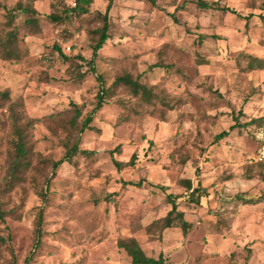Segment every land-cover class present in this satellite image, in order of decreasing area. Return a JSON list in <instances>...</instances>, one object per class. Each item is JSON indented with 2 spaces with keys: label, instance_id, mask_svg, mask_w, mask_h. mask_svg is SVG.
Listing matches in <instances>:
<instances>
[{
  "label": "rangeland",
  "instance_id": "374dc122",
  "mask_svg": "<svg viewBox=\"0 0 264 264\" xmlns=\"http://www.w3.org/2000/svg\"><path fill=\"white\" fill-rule=\"evenodd\" d=\"M109 1L93 0L88 14L59 26L48 18L51 7L65 3L73 7V0H0V38L16 29L23 56L15 64L0 51V90L23 102L29 118L59 116L70 111L71 102L82 104L84 115L93 108L99 86L96 76L69 79L68 64L54 46L66 57L80 53L90 60L87 33L99 24L94 13H104ZM198 1L156 0L153 7L143 0H113L110 39L95 61L106 88L120 75L137 79L143 74L149 84L166 80L171 95L186 90L189 96L182 110L195 119L178 124L174 115L161 123L151 106L128 96L125 88L110 89L93 122L95 130L82 136L80 148L93 154L64 163L52 180L39 248L35 230L43 202L36 193L52 176V163L66 152L62 127L72 115L36 124L30 130L34 150L40 154L34 158L35 170L24 184L0 196L4 214L0 264H132L119 247L127 238L136 239L150 257L157 259L163 253L167 264H264L263 221L247 225L244 236L236 230L234 239L225 232L232 227L236 201L264 205V165L256 163L254 139L264 120V0H202L228 7L236 15L201 10ZM19 2L31 12H16ZM11 13L15 20L9 29ZM30 18H35L40 36L27 35L25 21ZM67 32L72 33L70 41ZM165 44L174 47L166 61L170 71L151 66ZM12 140L6 110L0 109V186ZM133 155L134 166H127ZM187 159L188 166H183ZM115 161L124 166L117 169ZM206 168L218 186L210 189L209 200H203L209 211L192 214L200 220L196 229L188 236L178 223L167 230H147L154 220L166 216L168 195L180 207L192 209L181 177L199 181ZM205 191L209 190L201 194ZM217 203H223L224 211L216 215ZM216 229L224 233L214 234Z\"/></svg>",
  "mask_w": 264,
  "mask_h": 264
},
{
  "label": "trees",
  "instance_id": "16d2710c",
  "mask_svg": "<svg viewBox=\"0 0 264 264\" xmlns=\"http://www.w3.org/2000/svg\"><path fill=\"white\" fill-rule=\"evenodd\" d=\"M152 4L153 7L156 6V0H143ZM93 0H73L74 6L63 4L61 7H51L52 12L48 16L54 25H71L79 17L89 13V7ZM197 7L201 10H216L222 13L237 14L236 11L229 9L228 7H222L218 3H210L207 1L199 0L197 2ZM113 8V0H110L104 13L96 12L94 13L95 21L99 24L97 27L92 29L87 33L88 39L90 41V49L92 51V57L90 60H86L80 53L72 56H64L62 54L61 48L57 45L54 49L57 51L59 56L68 64L66 71L69 79L72 80H83L87 74H93L96 76V80L99 84L98 91L95 95V101L93 108L84 115V108L82 104H77L71 102L69 104L70 111L63 112L59 116L54 114L45 116L42 118H29L25 114V105L23 102L14 100L9 91L0 90V109H5L7 114V119L11 124L13 140L11 142V149L8 153V169L5 177L4 184L0 186V196L1 193L10 192L14 188L26 182V176L33 172L35 168L33 167L34 158L40 156L39 153L35 152L34 144L31 142L30 130L38 123L46 122L50 123L52 120L61 117L67 113L71 114V118L63 125V132L66 136V141L64 143L66 152L64 156L57 162L52 163L53 173L51 177H47L45 180L44 189L37 191L38 198L43 202V205L39 208L37 223H36V248L41 245V240L43 237L42 225L44 222V210L48 203V193L52 183L53 178L56 176L57 170L64 164H73L74 159L82 156H89L93 154L92 151L82 150L80 148L82 142V136L87 131H94L93 122L97 117V114L102 110L106 103V98L109 94L110 89L116 87H123L127 90V95L135 99L137 102L151 106L154 110L155 116L161 123H166L174 115L177 116L176 122L178 124L190 123L196 116L193 113L184 112L182 109L187 104V99L189 94H186V90L177 95H171L167 92L165 88V82L157 84H149L146 79L144 80V75L141 74L137 79H133L131 74H124L116 77L110 88H106L105 81L102 76L96 73L95 61L98 58L99 52L103 49L106 42L110 39V12ZM16 12H21L23 14H28L31 10L19 2L15 9ZM14 14L11 13L9 21L7 23L8 28L12 27L14 22ZM174 22L178 21L174 18ZM25 26L28 30L27 35L32 37L40 36L41 30L39 29L35 18H30L25 21ZM206 36H200V40L206 39ZM216 39V37H212ZM72 39V33L67 32V41ZM173 45L165 44L157 52V63L151 65L152 68L171 70L172 67L166 64L172 50ZM0 51L6 61L14 62L15 64H20L23 60L21 51L18 47V32L16 29L8 30L3 37L0 38ZM85 66V70L83 69ZM181 74V73H180ZM208 92H213L216 95H220L219 92L209 89ZM159 114V115H157ZM242 115V112L240 111ZM210 116V115H208ZM57 121H61L58 118ZM264 125V120L254 131V139L257 130H259ZM49 130L53 136H56V132L52 127ZM227 134L226 132L221 133L216 137V139ZM256 140V139H255ZM136 155H133L131 161L126 163L127 166H134L136 162ZM189 160L185 161L183 166L187 165ZM257 164H260L256 162ZM115 167L121 169L124 166L123 163L115 161ZM264 165V164H263ZM181 185L187 191L190 192V202L199 204L201 191L204 189L201 187L200 183L197 187H194L191 179H181ZM172 195H168L169 210L166 216L154 220L148 227L147 230L153 228L162 227L163 230L170 229L178 223V227L182 229L183 235L188 236L190 230L192 229V224L188 223L184 218V213L178 209V204L172 199ZM0 219H4V214L1 211L0 202ZM119 247L126 252V254L131 259L132 264H167L164 254L161 253L157 259L148 257L144 250L139 245L138 241L134 238L123 239L119 242ZM34 254V253H33ZM27 264V263H26Z\"/></svg>",
  "mask_w": 264,
  "mask_h": 264
},
{
  "label": "crops",
  "instance_id": "0c3cea01",
  "mask_svg": "<svg viewBox=\"0 0 264 264\" xmlns=\"http://www.w3.org/2000/svg\"><path fill=\"white\" fill-rule=\"evenodd\" d=\"M256 150H257V148H256ZM188 164H187V166H188ZM208 171L209 170L206 168L204 173L199 177L200 178L199 181H195V179L192 178V177H186V175H184V174L181 177V179H191L192 182H193L194 187H197L198 184L200 183L201 187L204 188L202 190L203 192L206 189L209 190V191H207V192L205 191V193L201 194L199 204H195V203L190 204L192 209L190 207H186L185 204H184V206L180 207L179 203L177 202L178 209L181 212L184 213L185 220L188 223H191L192 225H194V226H192V231H194L196 229V227H197L196 225L200 224V220L197 219L195 221L193 219V215L192 214L194 213L197 216L198 215L201 216L203 213H206V212L209 211L208 208H207V210L204 209L203 200H209L208 197H207V194L210 192V189L211 188H215V186L216 187L218 186V185H216V181H212L211 182V180L209 179V175L210 174L207 173ZM216 172L217 171L215 169V170H213L212 173H216ZM218 179H219V182H221V183L225 182L224 181L225 179H221V177H219ZM229 180H231V179H229ZM195 182H196V184H195ZM224 184H226V182ZM218 204H219V206L217 207ZM217 205H216L217 209H216V211H214L216 215L219 212L221 213L222 211H224V209H222L223 203H217ZM232 207H233L235 213H232V217H230V218H232L230 220V223H232L231 229L229 231H228V229H226V231H225V232H227L226 233L227 236H230L233 239L237 238V236H238L237 234H239L237 232L242 233L243 234L242 236H244L245 233L247 232V225L254 224V223H257V222H261V221H263V224H264V211H262V210H264V205H262V204H260L258 202H254V203L252 202V203L249 204V203H246L245 201H242V202L236 201L234 204H232ZM237 227H239V228H237ZM236 230H237V232H236ZM213 233L214 234H223L224 232H222V231L219 232V230L216 229ZM147 256L150 257L149 255H147ZM151 258H154V257H151Z\"/></svg>",
  "mask_w": 264,
  "mask_h": 264
},
{
  "label": "built area",
  "instance_id": "2783aa9c",
  "mask_svg": "<svg viewBox=\"0 0 264 264\" xmlns=\"http://www.w3.org/2000/svg\"><path fill=\"white\" fill-rule=\"evenodd\" d=\"M255 139L258 144L255 158L256 162L264 164V125L257 130Z\"/></svg>",
  "mask_w": 264,
  "mask_h": 264
}]
</instances>
